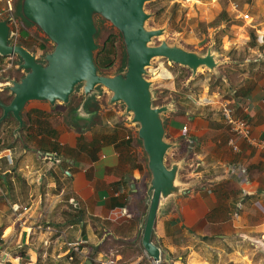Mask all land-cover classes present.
Returning a JSON list of instances; mask_svg holds the SVG:
<instances>
[{"label":"crops","instance_id":"1","mask_svg":"<svg viewBox=\"0 0 264 264\" xmlns=\"http://www.w3.org/2000/svg\"><path fill=\"white\" fill-rule=\"evenodd\" d=\"M249 16L251 21L234 32L243 36L237 48L245 46L250 56L221 77L227 96L214 91L203 99L209 104L192 100L186 123L176 118L169 127L175 137L169 142L183 144L189 154L176 159L189 165L184 181L189 188L157 213L152 241L166 264H223L225 242L253 239L258 231L264 245V0L253 1ZM247 26L254 44L247 45ZM108 97L105 104L88 107L89 116L72 114L63 125L46 117L48 103L26 105L24 147L8 144L1 149L5 154L0 152V264H99L107 258L155 264L141 245L148 179L144 152L123 106ZM222 100L247 119V139L211 114L213 108L220 111ZM3 121L0 143L7 133ZM180 233L208 247L224 242L215 248L218 258L188 251Z\"/></svg>","mask_w":264,"mask_h":264},{"label":"water","instance_id":"2","mask_svg":"<svg viewBox=\"0 0 264 264\" xmlns=\"http://www.w3.org/2000/svg\"><path fill=\"white\" fill-rule=\"evenodd\" d=\"M147 1L151 0H19L20 18L53 48L40 55L33 53L10 37L8 19L0 17V56H17V67L22 72L0 87L10 97L7 102L0 100V123L11 116L17 123L13 129L17 136L24 126L22 112L28 103L68 105L75 93L81 98L70 113L78 118L89 116L88 103L104 92L109 95V103L121 104L128 122L136 128L148 173L141 245L146 255L159 264L161 248L152 241L157 213L167 200L186 194L189 184L179 179L184 164L181 160L169 165L165 162L168 150L176 146L165 138L164 115L173 106L154 105L146 67L153 58L164 57L189 69L193 78L202 68L216 72L221 60L211 46L201 53L166 41L152 45V39L161 36L164 29L146 27ZM97 18L115 27L123 42V67L112 75L101 73L95 62L99 47L95 40ZM87 263L89 260L83 264Z\"/></svg>","mask_w":264,"mask_h":264},{"label":"rangeland","instance_id":"3","mask_svg":"<svg viewBox=\"0 0 264 264\" xmlns=\"http://www.w3.org/2000/svg\"><path fill=\"white\" fill-rule=\"evenodd\" d=\"M16 1L13 0L14 3ZM253 1L151 0L145 3V12L149 14V18L145 23L146 27L149 29H164V33L161 36L152 39V45L166 41L170 45H176L186 50L201 53L211 46L212 50L219 54L218 58L221 60V64L217 67L216 72L202 68L198 70L193 78H191V71L189 69L184 73L181 70L182 66L171 63L164 57L153 58L150 65L146 67V78L151 81L154 105L159 106L161 103H171L173 106V110L164 115L166 140L172 141L175 139L174 135L169 131L171 122L179 118L181 123H186L185 112L187 110L194 111V108L191 106L193 101L196 100L204 104L203 99L212 98L214 91H219L221 95L227 96L226 87L221 81V77L231 65L238 66L237 62H241L250 56V52L245 46L237 48L238 44L236 41L242 40L243 36L236 35L234 31L235 26L249 23L251 17L249 16L246 20L238 18L236 9L250 14ZM15 17L18 20L19 27V36L16 39L17 43L25 41L20 37L22 35L21 29H25L28 34H26L27 37L24 45L31 49L33 53L40 55L52 50L53 44L48 42L41 33L31 25L21 28V22L16 13ZM96 22L98 34L95 40L99 47L95 53L105 43L109 45L106 57L109 58L110 62H107L105 66H101L100 71L106 75H112L123 67V42L116 28L109 22L100 18H97ZM246 30L249 35L247 41V45H249L251 44L250 34H254V31L249 26H247ZM109 38L113 40L111 45L109 42L107 43ZM40 44L44 45V49L40 48ZM3 58L0 62V87L7 84L9 78H17L22 74L17 67V62L19 61L17 56H3ZM0 97L8 99L9 92L6 89L0 90ZM80 98L81 95L78 93L73 94L68 105H56L52 107L51 112H48L46 117H48L51 124L57 123L63 125L66 123V119H69L70 122L72 119L70 108L75 106ZM106 100L107 93L104 92L97 102L105 104ZM208 106L212 107L214 105L210 104ZM211 114H214L216 117H222L220 111L216 108L212 109ZM57 115H59L60 119L56 118ZM16 126L17 123L11 116L3 121V128H6L7 133L1 137L3 138V142L0 143V152L4 153L6 149H1L8 144H16L19 150L24 147V129H21L20 135L17 138L12 134V129ZM181 143L183 142L181 141ZM181 157L189 159V154L185 153L183 144L170 148L166 154L165 162L169 165L172 161ZM188 169L189 165L185 162L179 172V179L181 181L186 180ZM179 240L184 246L190 247L188 251L194 249L202 253L207 252L215 258H218L216 254L217 249L215 248L217 245L221 246L224 243L210 244L211 247H208L206 246L207 242L203 243L199 239L192 240L189 233L186 236H182L180 233ZM224 244L225 246H221L225 251L223 264H264V245L261 244V232L259 231L253 239L248 237L237 239L236 236V239ZM170 264L174 263L170 262Z\"/></svg>","mask_w":264,"mask_h":264},{"label":"built area","instance_id":"4","mask_svg":"<svg viewBox=\"0 0 264 264\" xmlns=\"http://www.w3.org/2000/svg\"><path fill=\"white\" fill-rule=\"evenodd\" d=\"M237 17L242 18L244 20L249 18V14L239 9H236ZM5 15L8 19V23L10 26V37L14 40L17 39L19 36L18 31V20L15 17L14 13V2L13 0H0V17ZM251 21V20H250ZM206 104H209L211 101L209 99L204 100ZM220 104V112L222 118L224 119L225 123L230 127L231 131L234 133L235 136L242 137L247 139L250 135V127L245 117H240L235 115V108L232 106L231 101L229 100H222L219 102ZM182 129L185 130L186 126L183 125ZM229 145L232 147L233 150L237 151L238 146L235 144L234 139L229 140ZM3 155L5 154L2 153ZM7 156V155H6ZM241 174L244 173V169L240 170ZM77 247V246H76ZM76 251L77 248H74ZM99 264H125L120 262L117 258H107L102 260Z\"/></svg>","mask_w":264,"mask_h":264},{"label":"trees","instance_id":"5","mask_svg":"<svg viewBox=\"0 0 264 264\" xmlns=\"http://www.w3.org/2000/svg\"><path fill=\"white\" fill-rule=\"evenodd\" d=\"M14 8H15V13H16V15L18 16V18L20 19V22H21V28H24L26 25H29L26 21H24L23 19H21L20 18V16H19V0H17L15 3H14ZM21 31H22V35L20 36L21 37V39L24 41H26V34H27V32H26V30L24 29V30H22L21 29ZM98 34V33H97ZM113 37V36H112ZM250 38H251V44H254V42H255V40H256V37H255V35L253 34V33H251L250 34ZM25 41L24 42H22V41H20L19 42V44H21V45H23L24 47H27L26 45H24L25 44ZM109 42V44L111 45L112 44V42H113V40L111 39V38H109L108 40H107V43ZM40 46V48H43L44 49V45H42V44H40L39 45ZM109 47V45H107L106 43H105V45L96 53V56H95V62H96V64H97V67H98V69H99V71H100V67L101 66H105L106 65V63L107 62H110L109 61V58H107L106 57V51H107V48ZM106 57V58H105ZM4 58H3V56H0V62L3 60ZM184 73L185 72H187V68H185V67H182V69H181ZM21 76V75H20ZM9 99H10V97L8 98V99H2L1 97H0V100L1 101H3V102H7V100L9 101ZM79 104V102L75 105V106H73L72 108H70L71 110H73V108H75L77 105ZM162 104H164V103H161L160 105H162ZM88 107H95V108H97L98 107V102L96 101V100H94V101H92V102H90V103H88ZM43 112H39V117H41V116H43V114H42ZM41 114V115H40ZM45 122V121H44ZM47 123V122H46ZM36 124L38 125V126H40V124H41V121L38 119L37 121H36ZM24 128H25V125H24ZM159 264H166V263H164V262H160Z\"/></svg>","mask_w":264,"mask_h":264}]
</instances>
